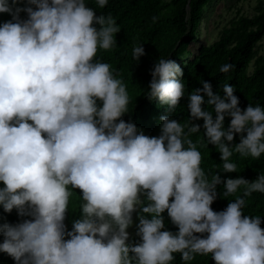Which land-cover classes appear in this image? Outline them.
I'll list each match as a JSON object with an SVG mask.
<instances>
[{"label": "clouds", "instance_id": "obj_1", "mask_svg": "<svg viewBox=\"0 0 264 264\" xmlns=\"http://www.w3.org/2000/svg\"><path fill=\"white\" fill-rule=\"evenodd\" d=\"M95 3L105 8L109 0ZM4 13L11 19L0 23V207L20 221L0 214V253L15 264H172L176 253L186 264L197 255L215 264H264V220L243 212L246 198L264 194V173L253 181L218 172L209 178L197 147L215 146L224 173L237 172L234 153L259 159L264 107L242 109L235 86L225 83L221 96L201 81L188 109L191 121H204L207 145L194 142L201 125L186 132L170 115L185 96L183 69L160 58L146 97L168 114L159 118V136L146 135L122 119L126 83L96 59L117 44L115 18L97 15L86 0H0ZM132 55L137 62L146 55L143 45ZM220 185L223 197L242 195L215 211ZM74 189L82 193L81 216L68 230ZM165 212L177 232L164 230ZM134 225L140 241L130 243Z\"/></svg>", "mask_w": 264, "mask_h": 264}, {"label": "trees", "instance_id": "obj_2", "mask_svg": "<svg viewBox=\"0 0 264 264\" xmlns=\"http://www.w3.org/2000/svg\"><path fill=\"white\" fill-rule=\"evenodd\" d=\"M211 2L212 0H109L105 8H99L95 0H86L88 6L96 10L97 15H111L115 18L121 29L116 34V46L107 51L99 50L96 59L111 64L114 73L118 74L117 78L123 79L127 85L130 103L128 113L122 119L131 120L149 136H153L160 126V116L168 114L166 105H160L158 101L146 97L152 79L150 72L160 58L173 59L183 69L182 82L185 85V96L170 115L185 126L186 132L191 123L201 125V131L190 136L194 142L202 141L207 145L204 137V121H191L188 109V94L197 88H202L201 81L210 82L213 92L221 96L224 95L225 83L235 86L234 94L239 97V106L242 109L250 103L253 106L259 104L264 107V55L260 54V45L264 42V0L257 1L254 13L251 15L238 12L221 28L217 40L203 44L194 57L187 60V55H191L190 46L198 40L205 10ZM21 16L26 18L25 13ZM9 19L11 17L8 14H0V23ZM139 45H143L146 55L141 56L137 62L133 58L132 50ZM226 63H230L233 67L228 73H221L220 67ZM205 100H207L206 95ZM99 103L101 102L98 101ZM203 107L213 111L212 106L205 104ZM213 116L215 118L214 111ZM229 123L230 117H226L225 128ZM239 142L240 136L237 134L234 143ZM197 147L203 155L201 167L209 178L211 174L218 172L222 179L242 176L253 181L264 173V154L259 159H254L234 153L230 161L238 165L237 172L224 173L223 161L215 146L202 147L198 144ZM0 187H4L2 182ZM217 190L220 196L212 205L215 211L225 209L231 200H235L236 195H242L241 189L236 195L223 197V185L218 186ZM81 198V191L74 189L65 220L68 230H71L72 222L81 216ZM243 212L249 216H260L264 220V194L253 193L251 197L246 198ZM0 214L5 216L8 222L20 221L15 210L7 214L3 213L0 207ZM163 216L164 230L177 232L178 228L172 224L167 212ZM261 227L264 228V223ZM2 240L3 237L0 236V242ZM139 241L140 237L135 235L130 243ZM174 256L172 264H186L179 253ZM0 264H15V261L7 254L0 253ZM187 264H215V261L211 255H197Z\"/></svg>", "mask_w": 264, "mask_h": 264}, {"label": "rangeland", "instance_id": "obj_3", "mask_svg": "<svg viewBox=\"0 0 264 264\" xmlns=\"http://www.w3.org/2000/svg\"><path fill=\"white\" fill-rule=\"evenodd\" d=\"M257 1L258 0H212L205 10L198 40L191 44V55H187L186 59H192L195 53H197L199 47L203 44H210L217 40L221 28L225 26L233 17H235L238 12H242V14L247 15L253 14ZM260 54L264 55V42L260 45ZM159 134L160 126H158L153 136H158ZM133 219L135 223L138 224L139 221L136 218V214L133 215ZM128 231L130 233L131 241L136 235L135 225L130 227Z\"/></svg>", "mask_w": 264, "mask_h": 264}]
</instances>
